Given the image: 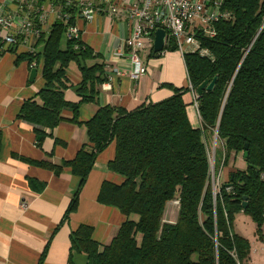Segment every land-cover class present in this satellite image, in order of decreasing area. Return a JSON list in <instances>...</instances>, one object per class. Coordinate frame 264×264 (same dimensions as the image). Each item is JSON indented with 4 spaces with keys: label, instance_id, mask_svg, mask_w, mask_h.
Wrapping results in <instances>:
<instances>
[{
    "label": "trees",
    "instance_id": "1",
    "mask_svg": "<svg viewBox=\"0 0 264 264\" xmlns=\"http://www.w3.org/2000/svg\"><path fill=\"white\" fill-rule=\"evenodd\" d=\"M221 11L227 17L213 26L214 38L198 35L200 47L210 56L183 57L190 87L165 85L171 97L132 112L99 109L85 124L87 144L73 160L58 166L37 164L57 175L69 169L79 180L59 229L77 210L96 157L115 145L108 170L122 183L104 182L98 202L118 210L124 222L106 246L93 240L90 227L71 233V253L83 255L86 264H249L250 243L233 228L238 214L251 219L255 237L264 244V0H224ZM65 13L70 17L66 24L57 18L47 36L41 33L30 51L17 58L32 68L41 66L40 104L34 99L20 110L23 120L40 129L52 130L65 121L66 109L72 112L68 121L76 124L79 108L95 102L99 86L106 82L99 56L80 38H65L77 17L74 8H60V14ZM164 51L176 48L170 43ZM72 65L79 81L67 85ZM213 79V88L197 96L200 127L194 128L183 97ZM67 88L80 99L77 104L65 102ZM214 139L215 185L209 161ZM238 160L244 169L236 166ZM223 169H230L226 181H221ZM173 201H178L176 221L167 224L166 206Z\"/></svg>",
    "mask_w": 264,
    "mask_h": 264
},
{
    "label": "crops",
    "instance_id": "2",
    "mask_svg": "<svg viewBox=\"0 0 264 264\" xmlns=\"http://www.w3.org/2000/svg\"><path fill=\"white\" fill-rule=\"evenodd\" d=\"M1 3L7 4V12L25 15L31 21H38L42 13L44 21L40 25L45 36L60 13L56 3L44 0H12V3L11 0H0ZM74 24L80 30L81 43L99 56L97 63L105 65L106 74V82L99 86L96 101L79 108L76 124L68 121L72 118L68 109L62 112L66 120L52 130L40 129L23 120L20 113L23 104L36 99L44 86L41 66L32 68L26 61L17 60L28 50L23 42H19L14 51L10 48L0 52V264H86L83 255L71 253L70 235L80 226L92 228L93 240L101 246L108 245L124 222L118 210L98 202L104 182L122 183L120 177L108 170V163L115 155V145H109L96 157L79 194L77 210L59 229L57 226L79 180L69 169L63 168L57 175L37 164L47 162L58 166L73 160L80 148L87 144L85 124L99 109L111 107L132 112L144 104L171 97L173 92L165 85L174 88L189 86L179 53L150 57V44L142 53L146 73L138 80L131 79L129 65L119 60L121 55L117 52L128 36L124 19L101 13L88 23L75 16ZM87 64L90 66L93 62ZM32 69H36V75L30 81ZM114 69L123 74L110 75ZM67 78V85L78 83L79 73L75 66L69 67ZM63 98L68 104L75 105L80 101L72 88L63 92ZM34 101L40 104L38 99ZM183 101L188 106L191 125L200 127L197 112L190 104L192 93H187ZM226 175L227 169L222 171L221 181H226ZM164 218L172 221V209L167 207ZM262 231L264 235V226ZM258 244L253 261L250 260V244L249 264H264V244Z\"/></svg>",
    "mask_w": 264,
    "mask_h": 264
},
{
    "label": "built area",
    "instance_id": "3",
    "mask_svg": "<svg viewBox=\"0 0 264 264\" xmlns=\"http://www.w3.org/2000/svg\"><path fill=\"white\" fill-rule=\"evenodd\" d=\"M37 2V0H21ZM56 3L61 9L74 8L77 18L83 22H91L95 15L106 14L109 17H120L128 25V36L118 47L117 52L129 67V76L138 80L146 73L142 53L146 51L147 44L153 45L154 34L157 30L165 33L164 48L172 43L176 52L183 58L187 54H198L209 57V53L200 47L198 35L212 39L215 36L213 26L227 16L221 11L224 0H44ZM12 3V0H11ZM7 4H0V52L16 47L19 42L27 44L28 51L33 41L42 33L41 25L43 14L38 23L28 19L25 15H15L7 12ZM41 11V9L39 10ZM66 24L69 14H58ZM80 30L73 23L66 29L65 38L76 40ZM166 53L163 52L159 54ZM122 75L123 72L114 69L110 75ZM190 87V85H189ZM193 95V106L197 110V95ZM210 166L211 158L209 156ZM214 161V158H213ZM213 170V169H212ZM212 182L215 185L212 171ZM178 206V201H175ZM24 207V204H22Z\"/></svg>",
    "mask_w": 264,
    "mask_h": 264
},
{
    "label": "rangeland",
    "instance_id": "4",
    "mask_svg": "<svg viewBox=\"0 0 264 264\" xmlns=\"http://www.w3.org/2000/svg\"><path fill=\"white\" fill-rule=\"evenodd\" d=\"M214 149H215V139L213 140V145L212 148L210 149V158H211V170L214 171ZM236 166L238 168H245L244 163L241 160L236 161ZM225 169H223L224 171ZM228 169H227V173H228ZM227 176V175H226ZM167 207L168 209H172V221H168V219L166 220L165 218L163 219L164 223L167 224H173L175 222V217H177V211H178V206L175 204V201L173 202H169L166 206V211H167ZM167 216V215H166ZM233 228H234V232L247 239L249 241V243L251 244V258L250 260L253 261L255 258V251L256 248L259 247L260 243L257 238L255 237V224L251 221V219L243 214H238L235 216V220L233 223ZM262 244V243H261Z\"/></svg>",
    "mask_w": 264,
    "mask_h": 264
},
{
    "label": "water",
    "instance_id": "5",
    "mask_svg": "<svg viewBox=\"0 0 264 264\" xmlns=\"http://www.w3.org/2000/svg\"><path fill=\"white\" fill-rule=\"evenodd\" d=\"M164 37L165 33L162 30H157L154 34V40H153V45H152V52L153 54L159 55L163 52L164 49ZM36 75V69H32L29 75V80L32 81L35 78ZM215 84V79H213L210 83L204 82L201 84L197 90H196V95L200 96L204 90L210 91ZM244 159L247 158V147H245V151L243 154ZM247 206L246 202L242 203V208L245 209Z\"/></svg>",
    "mask_w": 264,
    "mask_h": 264
}]
</instances>
